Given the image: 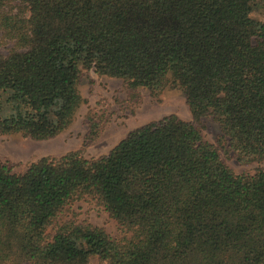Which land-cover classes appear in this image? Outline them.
Instances as JSON below:
<instances>
[{
	"label": "trees",
	"instance_id": "trees-1",
	"mask_svg": "<svg viewBox=\"0 0 264 264\" xmlns=\"http://www.w3.org/2000/svg\"><path fill=\"white\" fill-rule=\"evenodd\" d=\"M257 0H0V133L48 139L85 101L83 70L154 97L179 89L217 145L175 114L130 130L107 153L0 159V264H264V22ZM104 115L86 117L84 145ZM220 148V149H219ZM94 201L124 230L58 217ZM50 228L52 233H48Z\"/></svg>",
	"mask_w": 264,
	"mask_h": 264
},
{
	"label": "rangeland",
	"instance_id": "rangeland-1",
	"mask_svg": "<svg viewBox=\"0 0 264 264\" xmlns=\"http://www.w3.org/2000/svg\"><path fill=\"white\" fill-rule=\"evenodd\" d=\"M251 16L264 22V0L256 1ZM10 46L0 45V51L6 52ZM78 88L85 101L77 110L71 124L59 134L38 140L19 133H0V159L11 164L14 172H23L30 163L40 157H58L78 149H82L86 157H98L107 153L130 130L169 114L192 122L206 141L218 144V123L212 116L195 119L179 89L167 88L154 97L146 88L138 87L135 95H132L122 79L99 75L92 69L81 72ZM93 109L104 115V122L98 136L84 145L88 131L86 117ZM220 153L236 174H252L264 166V159L239 163L231 153L224 154L221 149ZM66 220L84 221L102 227L113 238L124 235V230L118 222L94 201L82 199L72 202L58 217V222ZM47 232L52 233V230L48 228ZM91 263L98 264V261L93 258Z\"/></svg>",
	"mask_w": 264,
	"mask_h": 264
}]
</instances>
